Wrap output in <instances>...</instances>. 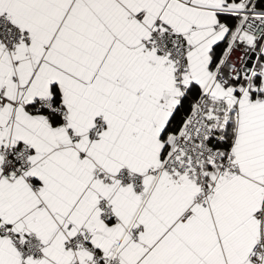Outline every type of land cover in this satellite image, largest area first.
<instances>
[{"label": "snow or ice", "instance_id": "snow-or-ice-1", "mask_svg": "<svg viewBox=\"0 0 264 264\" xmlns=\"http://www.w3.org/2000/svg\"><path fill=\"white\" fill-rule=\"evenodd\" d=\"M0 264H264V0H0Z\"/></svg>", "mask_w": 264, "mask_h": 264}]
</instances>
